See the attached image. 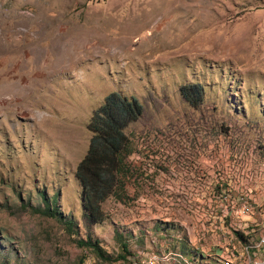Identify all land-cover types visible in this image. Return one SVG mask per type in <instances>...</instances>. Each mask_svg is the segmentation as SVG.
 Here are the masks:
<instances>
[{
	"label": "rangeland",
	"instance_id": "1",
	"mask_svg": "<svg viewBox=\"0 0 264 264\" xmlns=\"http://www.w3.org/2000/svg\"><path fill=\"white\" fill-rule=\"evenodd\" d=\"M112 91L142 112L92 222L75 168ZM263 244L264 0H0L2 264H240Z\"/></svg>",
	"mask_w": 264,
	"mask_h": 264
},
{
	"label": "trees",
	"instance_id": "2",
	"mask_svg": "<svg viewBox=\"0 0 264 264\" xmlns=\"http://www.w3.org/2000/svg\"><path fill=\"white\" fill-rule=\"evenodd\" d=\"M180 92L194 106L203 98V89L198 82L181 85ZM141 112L142 104L136 97H127L118 91H112L104 97L102 104L89 118L87 128L91 131V137L86 153L76 165L75 176L81 186L86 217L92 222L101 221L105 217L101 202L110 195H119L122 183L120 174L125 172V158L131 151L129 137L124 129ZM40 212L59 216L55 206L52 207L51 204L46 205ZM64 223L71 225L70 220H64ZM240 237L243 239V236ZM78 244L101 254L98 243L91 239L80 240ZM122 247L125 249L126 245L123 244ZM182 260L185 264L184 259Z\"/></svg>",
	"mask_w": 264,
	"mask_h": 264
},
{
	"label": "built area",
	"instance_id": "3",
	"mask_svg": "<svg viewBox=\"0 0 264 264\" xmlns=\"http://www.w3.org/2000/svg\"><path fill=\"white\" fill-rule=\"evenodd\" d=\"M251 251L250 264H264V244L262 247H257ZM228 254H231L228 249L225 250ZM145 258H149V253H147Z\"/></svg>",
	"mask_w": 264,
	"mask_h": 264
},
{
	"label": "bare ground",
	"instance_id": "4",
	"mask_svg": "<svg viewBox=\"0 0 264 264\" xmlns=\"http://www.w3.org/2000/svg\"><path fill=\"white\" fill-rule=\"evenodd\" d=\"M248 247H246V249H247ZM249 249V248H248ZM247 249V250H248ZM249 252V251H248ZM251 258V257H250ZM241 262V261H240ZM236 264V263H235ZM240 264H250V260H249V262L247 263V262H243V263H240Z\"/></svg>",
	"mask_w": 264,
	"mask_h": 264
},
{
	"label": "crops",
	"instance_id": "5",
	"mask_svg": "<svg viewBox=\"0 0 264 264\" xmlns=\"http://www.w3.org/2000/svg\"><path fill=\"white\" fill-rule=\"evenodd\" d=\"M214 264H215V261H214Z\"/></svg>",
	"mask_w": 264,
	"mask_h": 264
}]
</instances>
